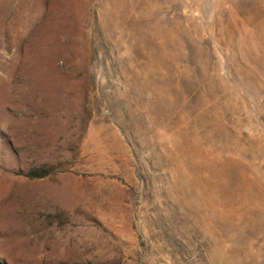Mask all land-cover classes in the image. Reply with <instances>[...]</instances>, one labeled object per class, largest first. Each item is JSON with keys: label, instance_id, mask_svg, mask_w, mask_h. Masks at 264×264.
Masks as SVG:
<instances>
[{"label": "rangeland", "instance_id": "1", "mask_svg": "<svg viewBox=\"0 0 264 264\" xmlns=\"http://www.w3.org/2000/svg\"><path fill=\"white\" fill-rule=\"evenodd\" d=\"M0 264H264V0H0Z\"/></svg>", "mask_w": 264, "mask_h": 264}]
</instances>
